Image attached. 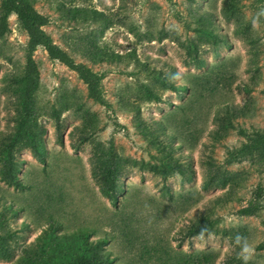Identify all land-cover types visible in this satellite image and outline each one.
<instances>
[{
	"label": "rangeland",
	"instance_id": "rangeland-1",
	"mask_svg": "<svg viewBox=\"0 0 264 264\" xmlns=\"http://www.w3.org/2000/svg\"><path fill=\"white\" fill-rule=\"evenodd\" d=\"M27 1L99 77L104 105L35 49L38 151L15 152L22 187L0 181V264H30L52 220L60 259L78 250L65 234L83 229L107 238L110 264H242L237 233L254 247L249 264H264V145L247 149L264 137V0ZM7 26L0 136L15 131L28 51L15 14ZM110 154L122 167L116 205L95 175ZM200 218L211 235L189 237Z\"/></svg>",
	"mask_w": 264,
	"mask_h": 264
},
{
	"label": "trees",
	"instance_id": "trees-1",
	"mask_svg": "<svg viewBox=\"0 0 264 264\" xmlns=\"http://www.w3.org/2000/svg\"><path fill=\"white\" fill-rule=\"evenodd\" d=\"M11 14H15L20 25L28 35V51L26 64L22 77L19 78V115L14 133L7 136H0V181L7 186L19 188L23 184L17 178V163L15 162V152L21 148H29L38 151L37 138L39 132L36 130V119L34 115L35 92L39 87V74L32 53L37 47H42L52 60H56L75 72L87 87L88 97L95 102L104 105V100L99 90V77L94 75L87 67L75 63V61L61 48H59L44 31L48 24V19L39 14L27 0H2L0 16V39L8 30L7 19ZM173 88V86H168ZM150 94V93H149ZM56 127L59 129L58 118ZM264 145V137L251 142L247 149L249 152L255 151ZM43 161L42 158L39 159ZM97 171L95 175L101 186V191L108 198L111 204L116 205L118 201V181L122 177V167L115 160L113 154L96 163ZM183 175L182 172H180ZM187 180V178H185ZM241 216H251L254 208L249 206L237 212ZM54 220L48 223V228L38 237V252L32 256L30 264H54V260H61L60 264H110L113 260L108 253L104 252V247L108 243L106 237L89 242L84 230H77L66 237L78 240V250L68 256L64 253L63 257L51 255L52 245L56 242L54 236ZM201 226H205V220L200 218L188 229V236L194 237L200 234ZM263 246H259L258 249Z\"/></svg>",
	"mask_w": 264,
	"mask_h": 264
},
{
	"label": "clouds",
	"instance_id": "clouds-1",
	"mask_svg": "<svg viewBox=\"0 0 264 264\" xmlns=\"http://www.w3.org/2000/svg\"><path fill=\"white\" fill-rule=\"evenodd\" d=\"M205 234L211 235L209 232L208 227L201 226L200 236L201 238L204 237ZM232 243L235 247L239 248L238 258L242 261V264H249L253 254H254V247L249 242V239L240 233H237L232 240Z\"/></svg>",
	"mask_w": 264,
	"mask_h": 264
}]
</instances>
